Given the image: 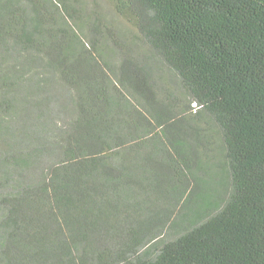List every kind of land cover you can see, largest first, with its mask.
I'll use <instances>...</instances> for the list:
<instances>
[{
	"label": "trees",
	"instance_id": "1",
	"mask_svg": "<svg viewBox=\"0 0 264 264\" xmlns=\"http://www.w3.org/2000/svg\"><path fill=\"white\" fill-rule=\"evenodd\" d=\"M110 1L0 0V264H264V0Z\"/></svg>",
	"mask_w": 264,
	"mask_h": 264
},
{
	"label": "rangeland",
	"instance_id": "2",
	"mask_svg": "<svg viewBox=\"0 0 264 264\" xmlns=\"http://www.w3.org/2000/svg\"><path fill=\"white\" fill-rule=\"evenodd\" d=\"M62 3V6L74 15L73 22L86 42L97 39L94 38L96 32L95 29L92 31V28L95 25L101 26L102 32L98 38L103 45L106 59L115 70L119 68L121 62L120 53L122 51L119 44L126 41V43L137 45L138 49L147 44L144 42L138 27L118 13L110 0H62ZM33 6L36 5L33 3ZM214 160L219 161L218 157ZM215 172L214 168L209 169L210 181L212 180L211 175Z\"/></svg>",
	"mask_w": 264,
	"mask_h": 264
}]
</instances>
